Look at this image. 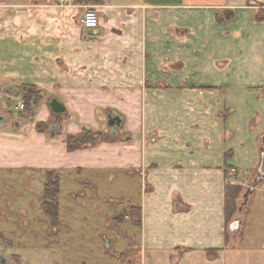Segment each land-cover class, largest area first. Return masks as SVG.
I'll list each match as a JSON object with an SVG mask.
<instances>
[{"label": "crops", "instance_id": "1", "mask_svg": "<svg viewBox=\"0 0 264 264\" xmlns=\"http://www.w3.org/2000/svg\"><path fill=\"white\" fill-rule=\"evenodd\" d=\"M263 154L264 0H0V175L127 174L146 264H264Z\"/></svg>", "mask_w": 264, "mask_h": 264}, {"label": "rangeland", "instance_id": "2", "mask_svg": "<svg viewBox=\"0 0 264 264\" xmlns=\"http://www.w3.org/2000/svg\"><path fill=\"white\" fill-rule=\"evenodd\" d=\"M11 106L17 110L15 104ZM19 108L23 117L31 116ZM47 126L40 131H47ZM105 137L111 140L109 135ZM77 176L73 174L72 180L61 182L59 232L51 233L55 242L48 251L42 234L54 228L42 210L46 177L0 175V233L5 234L4 238L0 236V257L6 264H146L140 214L132 210L139 202L136 180L124 173L112 179L107 178L108 174L101 179L98 175L88 181L85 176L77 181Z\"/></svg>", "mask_w": 264, "mask_h": 264}, {"label": "trees", "instance_id": "3", "mask_svg": "<svg viewBox=\"0 0 264 264\" xmlns=\"http://www.w3.org/2000/svg\"><path fill=\"white\" fill-rule=\"evenodd\" d=\"M24 110L31 113L32 106L38 104L42 100V94L39 93L36 88L32 86H24L22 88ZM45 127V124H39L38 129L41 130ZM105 135L101 133H94L89 129L84 130L81 135L69 136L67 138V147L70 152L95 147L98 144L106 141ZM107 139V138H106ZM46 185L44 193V202L42 204V210L49 218L52 227L55 229L60 224V212H59V196L61 195V177L59 173L55 171L47 172ZM135 212L134 208H132Z\"/></svg>", "mask_w": 264, "mask_h": 264}, {"label": "water", "instance_id": "4", "mask_svg": "<svg viewBox=\"0 0 264 264\" xmlns=\"http://www.w3.org/2000/svg\"><path fill=\"white\" fill-rule=\"evenodd\" d=\"M48 105H49L51 112L54 115L60 116L66 113V107L64 106V104L59 102L57 99L51 100V102ZM121 124H122V118L119 115H114V114L109 115L108 127L112 131H114L116 128H120ZM53 130L54 128L52 129V132H54ZM52 135L54 136V133ZM259 174H260L259 180H264V154H263L262 165L259 169ZM236 228H238V223H235L233 226L234 230Z\"/></svg>", "mask_w": 264, "mask_h": 264}, {"label": "built area", "instance_id": "5", "mask_svg": "<svg viewBox=\"0 0 264 264\" xmlns=\"http://www.w3.org/2000/svg\"><path fill=\"white\" fill-rule=\"evenodd\" d=\"M82 25L86 30H96L99 27L98 13L93 9H88L83 16ZM236 171L233 170V173Z\"/></svg>", "mask_w": 264, "mask_h": 264}, {"label": "flooded vegetation", "instance_id": "6", "mask_svg": "<svg viewBox=\"0 0 264 264\" xmlns=\"http://www.w3.org/2000/svg\"><path fill=\"white\" fill-rule=\"evenodd\" d=\"M23 105H24V103H23ZM23 108H24V106L22 107V109H23ZM0 264H6L4 258H1V257H0Z\"/></svg>", "mask_w": 264, "mask_h": 264}]
</instances>
